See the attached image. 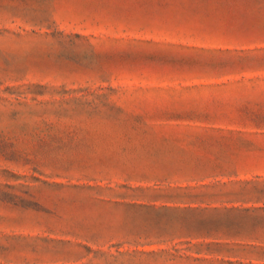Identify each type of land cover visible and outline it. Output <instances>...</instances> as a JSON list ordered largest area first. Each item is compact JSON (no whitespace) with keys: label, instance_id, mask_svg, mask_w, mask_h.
I'll use <instances>...</instances> for the list:
<instances>
[{"label":"rangeland","instance_id":"rangeland-1","mask_svg":"<svg viewBox=\"0 0 264 264\" xmlns=\"http://www.w3.org/2000/svg\"><path fill=\"white\" fill-rule=\"evenodd\" d=\"M0 264H264V0H0Z\"/></svg>","mask_w":264,"mask_h":264}]
</instances>
